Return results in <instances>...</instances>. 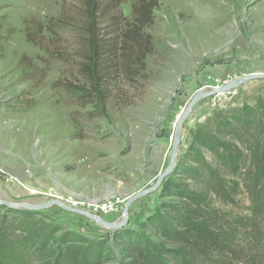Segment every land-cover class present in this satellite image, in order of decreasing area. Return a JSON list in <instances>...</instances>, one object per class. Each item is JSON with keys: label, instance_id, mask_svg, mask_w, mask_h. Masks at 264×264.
<instances>
[{"label": "rangeland", "instance_id": "1", "mask_svg": "<svg viewBox=\"0 0 264 264\" xmlns=\"http://www.w3.org/2000/svg\"><path fill=\"white\" fill-rule=\"evenodd\" d=\"M131 4L126 0L119 7L129 23ZM157 4L152 25L143 30L154 47L144 76L135 83L114 85L102 115L93 105L77 103V95L55 86L57 81H75L74 66L61 61L58 51L62 46L63 54L76 49L75 26L50 24L40 33L49 18L59 16L61 2L0 0L2 202L41 205L55 200L104 222L120 223L125 203L150 187L165 168L167 137L193 95L205 86H225L247 75L264 74V0H157ZM259 105L264 106V79L195 105L181 124L176 165L170 173L176 190L212 197L201 159L214 166V157L200 148L201 135L227 130L215 124ZM160 192L161 186L136 199L126 224L114 231L57 205L29 210L0 204V229L12 230L11 242L35 240L50 256L43 260L19 250L10 253L5 245L0 246V264H50L60 245L76 240L100 242L101 264H118L121 256L112 232L144 233L157 241L142 224L161 210L163 202H175L162 198ZM236 198L233 207H224L216 198L213 202L232 214H248L249 200L241 184ZM70 199L112 207L100 212L70 205ZM105 239L111 241L106 245ZM110 246L115 252L108 251Z\"/></svg>", "mask_w": 264, "mask_h": 264}, {"label": "trees", "instance_id": "2", "mask_svg": "<svg viewBox=\"0 0 264 264\" xmlns=\"http://www.w3.org/2000/svg\"><path fill=\"white\" fill-rule=\"evenodd\" d=\"M59 1V16L49 18L40 33L47 25L70 23L77 31V43L75 50L71 47V52L67 50L65 54L64 46L58 48L59 59L74 66L75 81H57L55 86L77 95V103L93 105L104 115L114 85L135 83L144 76L146 60L154 47L143 30L152 25L157 0H131V23L123 20L119 10L126 0ZM32 39L30 35L28 41ZM215 125L231 133L223 129L219 134L201 135L200 148L214 157V166L201 159L212 197L176 190L174 173L171 174L162 182L160 195L175 202H163L161 210L142 224L147 235L157 241L144 233L112 232L119 247L116 252L121 256L118 264H264V106L245 107ZM222 135L234 138L227 141ZM239 184L249 200V213L242 216L213 202L216 198L224 207L238 204ZM11 234L10 229H0V246L8 245L10 253L19 250L43 260L50 257L37 241L13 243ZM104 241L107 245L111 240ZM101 245L82 240L65 243L50 258V264H101ZM108 251L113 253L115 248L110 246Z\"/></svg>", "mask_w": 264, "mask_h": 264}, {"label": "water", "instance_id": "3", "mask_svg": "<svg viewBox=\"0 0 264 264\" xmlns=\"http://www.w3.org/2000/svg\"><path fill=\"white\" fill-rule=\"evenodd\" d=\"M256 79H264V74L247 75L245 77L236 79L235 81L231 82V84H226L225 86H216V87L205 86L202 89L198 90L193 95V97L191 98L189 103L186 105V108H185L184 112H182L180 114L179 118L176 121L175 129H174V135L175 136H174V140H173V144H172V151H171L169 165L166 168H164L158 174L156 180L150 185V187H148L145 190L138 191L130 200H128L125 203L124 208H123V220L120 223L118 222V223L114 224V223L104 222L103 219H101L99 217H96L94 215H91L88 212H81V211L69 209L63 203H61L59 201H55V200L45 202V203H43L41 205H28V204H21V203L10 204V203H7V202H2L0 200V204H2L4 207H11V208H15V209L24 208V209H29V210H44V209L49 208V206H51V205H57L64 211L72 212V213L84 214L88 218L93 219L94 221L98 222L99 224L105 225L106 227H109L112 224H114V226H112L110 228V230H113V231L117 230V229L123 227L126 224V222H127V212H128V209H129L130 205L136 199H139L141 197L147 196V195L157 191L160 188L162 182L172 172L173 168L176 165V155H177L178 143H179V139H180V137L178 135H176L175 132L178 129V127L182 124V122L188 117V115L190 114L191 110L195 107V105L202 99L223 94L225 92H228L230 90H233V89L237 88L238 86H240L242 84H245L247 82H250V81H253V80H256ZM206 90H208V91H206Z\"/></svg>", "mask_w": 264, "mask_h": 264}, {"label": "bare ground", "instance_id": "4", "mask_svg": "<svg viewBox=\"0 0 264 264\" xmlns=\"http://www.w3.org/2000/svg\"><path fill=\"white\" fill-rule=\"evenodd\" d=\"M228 84H231V82L230 83H228ZM220 95H223V94H220ZM176 120V119H175ZM177 121V120H176ZM176 121H174V123H173V125H172V134H169V136L167 137V145H168V150H167V153L166 154H168V161H167V164H166V166H165V168L169 165V163H170V156H171V151H172V144H173V140H174V129H175V124H176ZM180 131H181V125L178 127V129L176 130V132H175V134L176 135H178L179 137H180ZM30 193L31 194H34V193H36V191H34V190H31L30 191ZM50 201H52V200H50ZM90 219V218H89ZM115 224V223H114ZM114 224H112L111 226H109L108 227V230H110V228L112 227V226H114ZM105 226V225H104ZM106 229V228H105Z\"/></svg>", "mask_w": 264, "mask_h": 264}, {"label": "built area", "instance_id": "5", "mask_svg": "<svg viewBox=\"0 0 264 264\" xmlns=\"http://www.w3.org/2000/svg\"><path fill=\"white\" fill-rule=\"evenodd\" d=\"M69 204L70 205H74V204H77V205H79V206H86L87 208L89 207V208H92V207H94V208H96V209H99L100 210V212H108V211H110V209H111V205L110 204H103L102 206H98V205H95L92 201H89L88 203L86 202V203H83V202H78V201H72V199H70L69 200Z\"/></svg>", "mask_w": 264, "mask_h": 264}, {"label": "crops", "instance_id": "6", "mask_svg": "<svg viewBox=\"0 0 264 264\" xmlns=\"http://www.w3.org/2000/svg\"><path fill=\"white\" fill-rule=\"evenodd\" d=\"M1 195V194H0Z\"/></svg>", "mask_w": 264, "mask_h": 264}]
</instances>
